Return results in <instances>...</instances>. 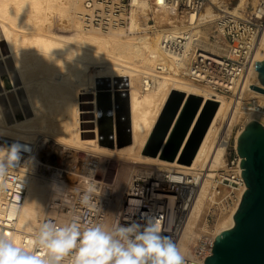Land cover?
<instances>
[{
    "label": "bare ground",
    "instance_id": "6f19581e",
    "mask_svg": "<svg viewBox=\"0 0 264 264\" xmlns=\"http://www.w3.org/2000/svg\"><path fill=\"white\" fill-rule=\"evenodd\" d=\"M227 2L210 0L191 16H179L169 8L154 9L161 29L150 33L146 22L150 6L145 0L136 1L126 28L108 31L83 27L81 0H0V148L6 149L13 140L33 141L36 146L35 154L29 155L24 165L27 188L11 237L27 247L44 218L66 223L70 214L64 207H70L78 188H102L96 179L101 177L98 166L100 160L111 159L116 160V174L112 187L103 194L107 204L104 225H111L132 175L146 163L170 171L205 168V178L177 241L184 255L196 238L214 239L221 230L233 226L232 215L245 183L235 189L233 206L217 214L212 224L206 222L214 202V177L227 167L224 148L212 150L216 123L231 111V124L240 123L244 129L254 119L264 125V108L257 110L247 104L253 98L254 103L264 106V93L250 88L230 111V101L218 94L220 102L190 164L142 153L172 89L205 98L209 95L206 89L175 74L158 76L153 87L142 89V75L150 73L155 62L171 65L159 45L161 30L168 24L174 29L189 28V20L212 18L217 14L213 4ZM246 3L237 0L233 7L238 9ZM139 12L145 14L141 23ZM55 23L65 32H56ZM139 29L144 32L136 33ZM254 59H264V31ZM104 78L111 86L118 78L119 90L128 93L132 141L122 147L109 148L98 141L96 94L104 81L97 80ZM9 93L14 94L12 98ZM55 156L66 166L53 165ZM51 167L58 169L60 177Z\"/></svg>",
    "mask_w": 264,
    "mask_h": 264
},
{
    "label": "built area",
    "instance_id": "2783aa9c",
    "mask_svg": "<svg viewBox=\"0 0 264 264\" xmlns=\"http://www.w3.org/2000/svg\"><path fill=\"white\" fill-rule=\"evenodd\" d=\"M136 1L81 0L83 11L80 18L83 27L102 31L126 28L132 10L136 9ZM145 1L150 6L146 16V22L149 24L147 31L150 33L161 29L160 22L155 18L154 9L159 11L169 8L179 16L183 14L191 16L199 13L210 2V0ZM213 8L217 12L215 16L206 19L193 18L189 20V28L174 29L170 24L162 28L159 45L170 57L171 65L157 61L150 73L142 75L143 90L153 87L156 77L165 74H175L206 89L209 95L207 98L201 96L202 102L187 131V137L207 99L220 102L217 95H224L230 101L228 110L230 111L232 106L234 109L237 103L244 99L243 95L250 90V84L264 88L257 76L254 59L259 47L260 34L264 31V0H258L249 9L214 4ZM144 16L145 14L139 12L140 23ZM141 32L142 29L136 31ZM187 95L185 92L177 115ZM247 104L248 107L257 110L264 108L262 104L254 103L253 98H249ZM230 113L232 114L231 111ZM231 114L229 116L228 112L216 123L212 150L219 146L224 148L227 167L221 170L220 175L214 177V202L206 214L207 224L212 223L217 214L233 206L236 200L235 189L244 183L240 174V156L236 149L237 135L243 126L240 123L231 124ZM13 144L27 146L28 150H22L16 167L8 169L6 175L0 177V233L9 235L15 229L18 209L27 188L24 165L27 157L36 152L33 141H9L7 148ZM51 170L60 177L56 167H51ZM205 175L204 167H195L189 172H183L159 169L158 165L141 166L132 175L111 224L117 221L121 224L133 222L143 224L146 219L160 217L164 234L177 242ZM96 179L101 186L102 179L97 177ZM78 190L79 194L73 199L70 207H64L70 214L66 223L78 219L82 226L104 224L107 204L100 194V188L92 193L90 204L94 207L81 204L85 190L82 188ZM45 221H52L61 226L66 224L54 217L44 218L41 224ZM37 232L32 234V242ZM213 240L209 236H202L191 242L188 255H185L186 264H202L203 258L211 254ZM71 259L69 255L63 264H71Z\"/></svg>",
    "mask_w": 264,
    "mask_h": 264
},
{
    "label": "water",
    "instance_id": "95a60500",
    "mask_svg": "<svg viewBox=\"0 0 264 264\" xmlns=\"http://www.w3.org/2000/svg\"><path fill=\"white\" fill-rule=\"evenodd\" d=\"M255 69L264 85V59L255 60ZM97 87L98 141L109 148L122 147L132 141L129 97L126 90H119L118 78H108ZM264 93V88L250 84ZM185 93L172 89L146 140L142 153L169 161L190 164L211 122L218 102L207 99L188 135L187 131L202 102V97L188 94L177 115ZM177 115V117H176ZM175 123L165 140L172 122ZM184 141V142H183ZM237 152L240 156V174L244 189L234 212V224L221 230L214 238L211 254L202 264H264V125L251 119L237 137Z\"/></svg>",
    "mask_w": 264,
    "mask_h": 264
},
{
    "label": "clouds",
    "instance_id": "9594fccd",
    "mask_svg": "<svg viewBox=\"0 0 264 264\" xmlns=\"http://www.w3.org/2000/svg\"><path fill=\"white\" fill-rule=\"evenodd\" d=\"M27 146L13 144L0 148V177L16 167L20 152ZM94 188L90 185L81 204H90ZM186 264L176 241L164 234L160 217L145 223L82 226L78 219L64 225L45 221L33 242L25 247L9 234L0 233V264Z\"/></svg>",
    "mask_w": 264,
    "mask_h": 264
},
{
    "label": "rangeland",
    "instance_id": "374dc122",
    "mask_svg": "<svg viewBox=\"0 0 264 264\" xmlns=\"http://www.w3.org/2000/svg\"><path fill=\"white\" fill-rule=\"evenodd\" d=\"M228 2L225 4V6H234L236 3H237V0H227ZM258 2V0H247V3L244 5V7H246V9H249V8H251L252 6H254L256 3ZM57 26V27H56ZM54 30L56 31V32H58V30H59V33H63V32H65V30H60V28H58V23H55V25H54ZM144 32V31H143ZM143 32H141V33H143ZM140 33V34H141ZM3 77H4V81H5V84H6V86L8 87V88H11V83L9 82V80H8V78H7V76L6 75H3ZM9 95H10V97L12 98V96L14 95L13 93H9ZM87 96H89L90 97V95H88L87 94ZM92 118V117H91ZM52 158H54L53 159V165H57V166H66V165H64L61 161H60V159H58V156H55V157H52ZM113 159H111V160H109V162H107V161H103V160H100V163H99V165H100V167L98 166V170H99V173H100V175H101V177L99 178V179H102V188L100 189V194L104 197V195H105V190L106 189H108L109 190V188H111L112 187V182H113V179H114V176H115V174H116V160H113ZM111 161V162H110ZM63 164V165H62ZM113 164H114V166H113ZM142 166L143 165H147L146 163H143V164H141ZM150 165V164H149ZM164 168H165V166H163ZM210 172H214V170H212V171H210ZM45 174V173H44ZM45 175H47V174H45ZM51 177V176H50ZM52 178V177H51ZM97 178H98V176H97ZM104 194V195H103ZM109 194V196L111 197L112 195H110V193H108ZM105 198V197H104ZM213 223V222H212ZM212 223H210V224H212Z\"/></svg>",
    "mask_w": 264,
    "mask_h": 264
},
{
    "label": "crops",
    "instance_id": "0c3cea01",
    "mask_svg": "<svg viewBox=\"0 0 264 264\" xmlns=\"http://www.w3.org/2000/svg\"><path fill=\"white\" fill-rule=\"evenodd\" d=\"M174 123H175V120L172 122V125H171L169 131L167 132V134H166V136H165V140L168 138V136H169V134H170V132H171V130H172V127H173ZM151 132H152V131H151ZM150 134H151V133H150ZM149 136H150V135H149ZM149 136L147 137V139L149 138ZM186 138H187V134H186V136H185V138H184V141H185ZM184 141H183V142H184Z\"/></svg>",
    "mask_w": 264,
    "mask_h": 264
}]
</instances>
